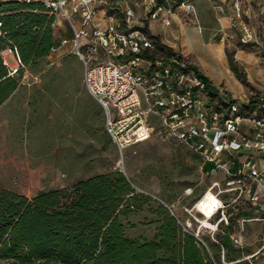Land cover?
<instances>
[{"label":"rangeland","instance_id":"obj_1","mask_svg":"<svg viewBox=\"0 0 264 264\" xmlns=\"http://www.w3.org/2000/svg\"><path fill=\"white\" fill-rule=\"evenodd\" d=\"M205 1L215 15L213 27L219 26L217 14L227 18L212 43H222L226 57L232 58L217 78L203 69L211 62L208 56L189 54L188 61L208 85L228 95L258 92L264 87V0H224L223 9L217 0ZM157 31L167 42L177 28L172 22ZM54 32L56 38L69 36L56 27ZM71 50L69 42L57 54L26 67L17 89L0 105V187L31 198L40 190L68 187L119 170L146 198L133 213L121 217L129 237L152 238L157 226L153 212L161 205L216 261L264 264V200L252 206L245 198L225 192L222 174L202 171L203 159L161 125L150 139L121 154L104 130L102 109L84 87V66ZM4 58L8 64L15 63L9 52ZM214 181L218 185L211 192L222 202V209L206 219L195 205ZM230 219L233 251L221 248L217 238Z\"/></svg>","mask_w":264,"mask_h":264},{"label":"built area","instance_id":"obj_2","mask_svg":"<svg viewBox=\"0 0 264 264\" xmlns=\"http://www.w3.org/2000/svg\"><path fill=\"white\" fill-rule=\"evenodd\" d=\"M18 1L40 3L55 22H65L69 36H59L51 51L57 54L71 43V53L84 66V87L101 107L104 130L121 154L150 139L161 125L211 165L207 174H222L225 192L260 205L264 87L242 95L209 88L184 54L152 38L150 23L170 26L176 8L198 24L190 0ZM6 50L15 59L9 73L16 74L24 68L18 52ZM216 185L214 181L207 191ZM219 202L214 214L222 209Z\"/></svg>","mask_w":264,"mask_h":264},{"label":"trees","instance_id":"obj_3","mask_svg":"<svg viewBox=\"0 0 264 264\" xmlns=\"http://www.w3.org/2000/svg\"><path fill=\"white\" fill-rule=\"evenodd\" d=\"M54 22L40 3L0 1V105L17 89L26 67L53 54ZM152 38L160 43L157 36ZM8 48L17 50L24 67L13 75L2 56ZM207 166L202 163V171L207 172ZM145 199L119 170L68 187L40 190L31 198L0 187V260L4 264H222L161 205L153 212L154 236L129 237L121 217L133 213ZM227 224L217 238L221 248L233 251V221Z\"/></svg>","mask_w":264,"mask_h":264},{"label":"crops","instance_id":"obj_4","mask_svg":"<svg viewBox=\"0 0 264 264\" xmlns=\"http://www.w3.org/2000/svg\"><path fill=\"white\" fill-rule=\"evenodd\" d=\"M190 1L194 5L195 10H197L196 14H198L197 15L198 24H194L192 21L188 19V17L185 16V14L182 12V10H180V8H176L175 9L176 14L173 17L172 22L175 24L177 28V32H174L173 34H171L172 39L168 40L167 42L162 41V39L160 38L159 32L157 30L159 28L166 29V27H163L159 23V21H153L150 23L151 35L157 36L160 39V42L162 44L180 51L186 57L189 54L194 55V56L204 54L210 58L208 48L212 47L215 44L220 43V42L212 43V39L215 35H217V33L220 31L221 28L225 27L227 18L220 17V15L217 14V20L219 22V26L213 27L211 23L214 20L215 15L213 14V12L210 11V8L208 7V5L205 4L206 1L205 0H194V3L192 2V0ZM217 1L219 2L220 8L223 9L221 4L224 3V0H217ZM55 27L58 30H60L62 33H65V34L68 33L66 31V24L62 20H57L55 22ZM6 53H8V50H4L2 52L3 58ZM223 57H224L223 59L225 61V65L229 68V60L226 57L224 50H223ZM212 61H214L213 58H212ZM5 62L8 68H11L12 66H14V63L8 64L6 60ZM237 63H240L239 60L237 61ZM225 65L223 64V66ZM203 69L208 73V71L204 67ZM219 74L220 72L218 73V75ZM211 86L215 88L214 85H211Z\"/></svg>","mask_w":264,"mask_h":264},{"label":"bare ground","instance_id":"obj_5","mask_svg":"<svg viewBox=\"0 0 264 264\" xmlns=\"http://www.w3.org/2000/svg\"><path fill=\"white\" fill-rule=\"evenodd\" d=\"M223 50L224 45L222 43L215 44L212 47L208 48L211 62H208L209 65H204L203 67L209 73H213V78H217L218 73L223 67V64L225 65V61L223 59ZM212 58L214 61H212ZM219 204L220 202L217 197L211 191H207L197 201L195 208L197 211L202 213L206 219H209L214 215V213L216 212V208L219 206Z\"/></svg>","mask_w":264,"mask_h":264}]
</instances>
